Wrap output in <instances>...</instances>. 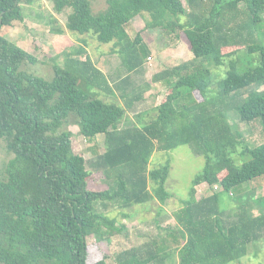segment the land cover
Returning a JSON list of instances; mask_svg holds the SVG:
<instances>
[{
  "label": "trees",
  "instance_id": "1",
  "mask_svg": "<svg viewBox=\"0 0 264 264\" xmlns=\"http://www.w3.org/2000/svg\"><path fill=\"white\" fill-rule=\"evenodd\" d=\"M34 1L0 0V141L11 156L0 168V264H89V240L108 245L126 231L106 212L110 206L128 218L127 209L171 198L170 157L158 167L149 163L155 152L183 145L203 156L204 165L172 212L173 224L154 220V238L91 264H231L249 255L264 230V199L253 201L258 215L247 203L226 225L220 197L264 177V142L249 145L231 120L234 114L243 123L258 122L264 135V0H105L97 13L90 0H49L56 14L70 10L68 32L112 44L123 66L107 76L79 46L65 53L63 65L54 61L50 80L23 69L36 57L2 34L23 21L21 3ZM136 20L144 22L141 31L183 36L192 54L152 75L151 82L165 85V95L137 113L135 103L152 83L130 87L131 74L150 58L141 33L134 39L127 33ZM224 65L217 91L208 95L209 67ZM114 88L126 108L109 99ZM69 122L87 140L103 136L104 151L90 163L106 189L88 188L93 173L73 153L72 134L64 129ZM203 184L212 193L198 197Z\"/></svg>",
  "mask_w": 264,
  "mask_h": 264
},
{
  "label": "rangeland",
  "instance_id": "2",
  "mask_svg": "<svg viewBox=\"0 0 264 264\" xmlns=\"http://www.w3.org/2000/svg\"><path fill=\"white\" fill-rule=\"evenodd\" d=\"M91 9L94 13L102 11L106 8L105 0H90ZM21 11L23 21L15 23L13 27L4 28L2 34L11 42H14L20 48L33 54L37 63L35 65H23L22 68L30 73L41 76L46 80L53 78L54 61L59 64H64L65 53H71L72 50L79 46H86V53L94 62L109 76L113 74L115 68L122 69L121 59L117 54L111 53L112 44H99L91 36H78L72 34L65 29V21L70 10L66 9L61 14H56L52 10V5L49 0H36L33 4L21 3ZM51 18L57 20L52 22ZM144 22L136 20L131 25L126 27L127 33L131 39L136 37L138 32L148 45L150 58L144 61V65L130 76L131 88H136L142 83H150L152 75L164 70L165 68L174 67L182 62H186L192 58V54L188 51L185 44L186 39L180 36L176 38L172 35L162 34L161 31L153 33L141 31ZM64 28L63 34H51L50 29L56 27ZM139 33V34H140ZM149 34L153 37L149 41ZM146 38V39H145ZM148 38V39H147ZM87 42L84 45L82 40ZM148 40V41H147ZM230 59V58H228ZM226 59L225 61H227ZM211 68L213 76L212 83L209 87L208 95L211 96L217 91V83L224 77L226 66ZM152 88L150 92H145L140 103H135V112L148 110L160 103L166 92V87L162 83L157 85L151 82ZM264 89V86L260 88ZM115 95L109 99H115L119 104L125 107L124 101L120 97V91L114 88ZM147 94V95H146ZM195 98L201 100L199 94L195 93ZM187 101V100H186ZM184 100V102H186ZM187 101L186 103H189ZM183 103L181 99L180 105ZM127 115L132 118L133 112L127 110ZM232 124L236 125L240 133L251 146H258L264 142V135L260 130L258 122L250 124L243 123L232 114ZM72 122V120H71ZM69 122L64 129L72 134V150L73 153L81 155L86 162L87 169L92 171V176L88 181V188L91 190H104L107 188L101 173H95L94 167L90 163L95 155L104 151L103 136L100 135L97 139L87 140L79 134L78 127ZM129 124H122L127 126ZM3 140L0 141V168L8 163L11 156L7 153L4 147ZM166 157H170V171L166 181V190L171 194V198L164 204H159L157 201L149 202L144 206H135L132 209L125 210L129 213L128 218H123L120 214L121 209L117 206H110L107 213L111 217H116L118 221L126 226V231L112 239L111 243L96 244L94 240L88 241V263H94L99 260L104 254L111 255L122 249H127L143 244L145 241L154 238L157 232V225L154 220H157L159 226L165 227L173 224L172 212L181 206V201L187 198L192 179L199 173L204 165L203 156L194 154L186 145L169 153L155 152L149 163V168L158 167L160 162H163ZM212 191L203 184L197 187V195H210ZM264 199V177L258 178L251 183H245L238 189H235L231 196L224 193L220 197V208L223 209V222L227 225L237 220V215L243 210L245 204H251L253 215H258L259 206L253 201L256 199ZM247 207V206H246ZM100 210L103 208L99 207ZM127 233V237H125ZM249 255L240 259L238 262L231 264H264V230L261 232L259 240L254 242L249 247ZM257 254L256 256H253ZM252 255V256H250ZM112 264V260L108 261Z\"/></svg>",
  "mask_w": 264,
  "mask_h": 264
},
{
  "label": "crops",
  "instance_id": "3",
  "mask_svg": "<svg viewBox=\"0 0 264 264\" xmlns=\"http://www.w3.org/2000/svg\"><path fill=\"white\" fill-rule=\"evenodd\" d=\"M156 85H157V84H156ZM150 87H151V89H152V88H155V87H153V86H150ZM151 89H150V90H151ZM148 92H150V91H148Z\"/></svg>",
  "mask_w": 264,
  "mask_h": 264
}]
</instances>
